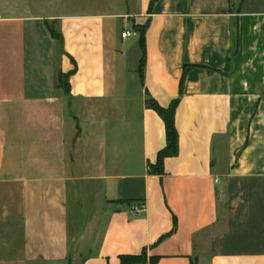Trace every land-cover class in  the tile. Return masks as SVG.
<instances>
[{"label": "crops", "instance_id": "obj_1", "mask_svg": "<svg viewBox=\"0 0 264 264\" xmlns=\"http://www.w3.org/2000/svg\"><path fill=\"white\" fill-rule=\"evenodd\" d=\"M151 1L81 14L0 0V264L144 249L157 264H264V0ZM118 18L138 42L146 27L143 79ZM148 97L180 100L160 173L166 126Z\"/></svg>", "mask_w": 264, "mask_h": 264}, {"label": "rangeland", "instance_id": "obj_2", "mask_svg": "<svg viewBox=\"0 0 264 264\" xmlns=\"http://www.w3.org/2000/svg\"><path fill=\"white\" fill-rule=\"evenodd\" d=\"M25 1L26 0H24V3ZM33 1L35 2V4H33V7L43 8V7H46V1L48 0H33ZM55 2L57 3L55 6V12L57 13H81V14H91V13H98V12L123 13V12H128V11H137L139 7L137 4V0H55ZM114 23H115V30H116L115 32H116L118 40L120 41L122 40L121 33L123 31L129 30L132 33L126 40V43L131 44L132 50L133 51L135 50L138 57H140L141 49H140L139 42H138V36L133 33L134 30H133V24L131 23V21L124 22L123 19L118 18V19H115ZM51 26L54 29L58 30L57 22L52 23ZM64 82L65 80L62 78V83ZM73 203H75V200H73L72 204ZM70 209L74 211L75 210L74 205H70ZM80 215H81L80 217L79 215H75L77 221H82V219L85 218V215L84 217H83V214H80ZM91 215L92 214L90 213L89 218H91V221L92 220L94 221L95 219L97 221L102 220L101 217L99 216H96V218L93 219L94 214L92 216ZM100 224H101L100 222H99V225L98 223L94 224L93 222L90 228V232H93V233L95 232V235L93 236L94 239L95 237L98 238L97 235H100V228H101ZM16 237L17 238H15L14 244L20 245V242L22 241V233L20 230H18V232L16 233ZM40 264H47V263L41 262ZM77 264H81L80 261Z\"/></svg>", "mask_w": 264, "mask_h": 264}, {"label": "trees", "instance_id": "obj_3", "mask_svg": "<svg viewBox=\"0 0 264 264\" xmlns=\"http://www.w3.org/2000/svg\"><path fill=\"white\" fill-rule=\"evenodd\" d=\"M158 0H152L151 4L153 5ZM50 32L59 40H62L61 33L54 29L53 27H49ZM139 32V44L143 50V57L140 63V76L143 79V68L145 64V25L137 28ZM193 65H186L184 75L181 79V91H183L186 73L189 67ZM60 78H64L63 74H60ZM179 98L173 100V102L168 107H164L158 103L154 98H147L146 104L148 107L155 109L159 115L163 118L166 126V138L167 145L164 149H162L158 154V161L156 165L150 166L152 172H162V166L164 159L169 156H174L178 153L179 148V134L175 124V114L176 108L179 103ZM120 264H157L159 257L158 256H150L146 249L142 251L140 254H122L119 256Z\"/></svg>", "mask_w": 264, "mask_h": 264}, {"label": "built area", "instance_id": "obj_4", "mask_svg": "<svg viewBox=\"0 0 264 264\" xmlns=\"http://www.w3.org/2000/svg\"><path fill=\"white\" fill-rule=\"evenodd\" d=\"M130 35H131V32L129 30H125V31L122 32V37H128ZM143 208H144V205H142V204H139L138 206L135 207V209L137 211H139V210H141Z\"/></svg>", "mask_w": 264, "mask_h": 264}]
</instances>
